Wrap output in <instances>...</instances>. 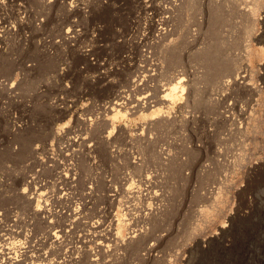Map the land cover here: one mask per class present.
I'll use <instances>...</instances> for the list:
<instances>
[{
	"label": "rangeland",
	"instance_id": "1",
	"mask_svg": "<svg viewBox=\"0 0 264 264\" xmlns=\"http://www.w3.org/2000/svg\"><path fill=\"white\" fill-rule=\"evenodd\" d=\"M152 1L0 0V245L36 248L0 264H264V0Z\"/></svg>",
	"mask_w": 264,
	"mask_h": 264
},
{
	"label": "bare ground",
	"instance_id": "2",
	"mask_svg": "<svg viewBox=\"0 0 264 264\" xmlns=\"http://www.w3.org/2000/svg\"><path fill=\"white\" fill-rule=\"evenodd\" d=\"M46 2H44V4H45ZM154 2L152 1V0H149V3L148 4H146V6H145V9H149L150 7H152V4H153ZM169 7V6H168ZM100 8V7H99ZM170 8V7H169ZM98 9V8H97ZM89 10V9H88ZM157 11H161V13H164V12H166V13H168L169 12V9L166 7V8H164V10H163V7L162 8H159ZM76 12H77V14L79 13V14H83L84 13V11L82 10V9H77V8H73L72 6L71 7H69L68 8V10H67V13H68V17H67V21L65 20L62 24L63 25H67V27H66V29H64V31L62 32V36H63V38L68 42V43H72L75 39H80L81 38V35H82V33H83V27L81 26V24L77 21V20H71L70 19V17H72V16H74V15H76ZM168 18H164V19H162L161 20V22L159 23L160 25H162L160 28H159V30H158V33H159V35H158V38H160V39H162V38H164V37H167V36H169L170 35V33H169V29H167V28H169L171 25L170 24H172L171 23V20H172V18L170 19L169 18V16H167ZM150 21L151 22H154L153 21V19H152V17L150 18ZM170 25V26H169ZM169 26V27H168ZM156 30H157V27H156ZM174 33V32H173ZM140 38V37H139ZM147 38V37H146ZM142 42V41H141ZM143 42H145V43H147V40L146 39H143ZM142 42V43H143ZM143 45H144V43H143ZM151 48V47H150ZM146 50H148L147 48H146ZM134 62V61H133ZM147 66V65H146ZM244 66H245V64H244ZM140 68H141V66H140ZM229 68V67H228ZM145 71H148V70H145ZM230 73H231V75H232V73H234L235 75H233L231 78L232 79H226L229 83H233V84H241V85H243L244 87L245 86H247V85H249V78H248V76H247V74H246V71H247V69L245 68V67H243V66H240V67H237L236 66V64L234 63L233 65H231V67H230ZM143 73H144V71L143 70H137V73H136V76H137V78L135 79V81L131 84V86L133 87V90L135 91V88L137 89V88H139V89H141L142 90V93L140 94V95H134V94H132L128 99H129V101L133 104V106H132V108L134 109L133 110V112H139V111H142V112H145L146 110H152V112H151V114H152V116L154 115V117H156L157 115H159V114H161L162 113V106L161 105H159L160 103H166V102H169V101H171V99L173 100V98H175V96H177V94H178V91H179V86H178V83H174V84H172L170 87H169V89H168V91L166 92V93H164V94H162L161 96H157V95H155V93H157V92H152V91H150L148 88H147V85H146V83H143V84H141L140 82H139V79H142V77L141 76H143ZM148 74V73H147ZM146 74V76H148ZM229 74V73H228ZM112 74H111V72H109L108 70H104L103 71V74L102 75H99L100 76V78H104V79H106L108 76H111ZM99 76L97 77V78H99ZM111 78V77H110ZM151 78V77H150ZM151 79H153V78H151ZM150 79V80H151ZM226 80H225V83H226ZM141 81V80H140ZM140 83V84H139ZM224 83V84H225ZM228 83V84H229ZM227 83H226V85H228ZM253 87V86H252ZM162 89V88H161ZM194 88H191V90H193ZM128 90H130V89H128ZM212 90V89H211ZM257 90V89H256ZM165 91V90H164ZM198 90H196L195 92H194V95H193V99L194 100H196V101H198L200 98L199 97H197V94L196 93H198L197 92ZM159 93H162V92H159ZM130 95V94H129ZM118 100H119V98H118ZM121 100V99H120ZM201 100V99H200ZM195 101V102H196ZM198 102H200V101H198ZM203 102V101H202ZM123 101L121 100V101H116L115 102V104L112 106V111L113 110H120V109H122V107H123ZM201 103V102H200ZM159 107V110H157V108ZM245 112V110H243V113ZM246 118V117H245ZM15 124H16V126H20L21 124L20 123H16V121H15ZM138 162V161H137ZM143 175H144V173H143ZM146 176V175H145ZM144 179V178H143ZM150 179H151V177L150 178H148L147 177V181H150ZM141 180H142V178H141ZM146 180V179H145ZM151 182V181H150ZM144 183V182H143ZM149 183V182H148ZM145 184V183H144ZM143 184V185H144ZM147 187H150V186H148V185H146ZM154 186H155V184H154ZM153 187V186H152ZM40 188H41V186H37L35 189H36V192L35 193H37V195L40 197V198H43V196H47L48 195V193H41V194H38V191L40 190ZM146 188V187H145ZM150 189L152 190V188L150 187ZM154 189V188H153ZM143 190V189H142ZM145 190V189H144ZM147 190H148V188H147ZM45 191V190H44ZM48 192V191H47ZM148 192H150L149 190H148ZM148 192H145V193H148ZM155 192V191H154ZM156 192H157V190H156ZM45 194V195H44ZM120 194V193H119ZM153 194V193H152ZM158 194H159V192H158ZM157 194V195H158ZM141 195V194H140ZM147 195V194H146ZM153 195H156V194H153ZM160 195V194H159ZM25 196H27V195H25ZM34 197V196H33ZM48 197H50L49 195H48ZM48 197H46L45 198V201H46V199H48ZM143 197V196H142ZM146 197V196H145ZM150 197H151V195H150ZM153 197V196H152ZM157 197V196H156ZM156 197H154V198H156ZM161 197V196H160ZM30 198V197H29ZM29 198H27L26 197V199L30 202V204L32 205L33 204V199H30L29 200ZM51 199V198H50ZM160 199V198H159ZM158 199V200H159ZM147 200V199H146ZM43 201H44V199H43ZM145 201V200H144ZM47 202V201H46ZM149 204V203H148ZM155 206V205H154ZM161 206V205H160ZM163 207V206H162ZM156 208V207H155ZM34 210H35V208H34ZM41 212H40V211ZM44 210H45V207H40V208H37L35 211H39L40 212V214L42 213V212H44ZM142 210V209H141ZM144 210V209H143ZM148 210V209H147ZM154 210V209H153ZM146 211V210H145ZM149 211V210H148ZM147 212V211H146ZM153 212V211H152ZM74 213H76V210H74ZM141 213V212H140ZM148 214V213H147ZM150 214H151V211H150ZM161 214V213H160ZM142 215V214H141ZM152 215V214H151ZM145 216V215H144ZM156 216V215H155ZM145 217H147V216H145ZM233 218V217H232ZM224 226V225H223ZM222 226V227H223ZM93 228H94V232H96L97 233V229L96 228H98V227H100L99 225H93L92 226ZM138 229H134V231L133 232H136V233H133V235L130 237L129 236V240L128 241H130V240H133L135 237H137L139 234H141L140 232L142 231V229H140L141 231L140 232H138L137 231ZM102 231V230H101ZM104 231V230H103ZM223 231V230H222ZM143 232V231H142ZM102 233V232H101ZM101 233H99V234H101ZM113 232H111V234H112ZM143 234V233H142ZM114 235H115V233H114ZM113 234H112V236H110V238H111V240H115L116 241V238H117V235H115V237H113L114 236ZM60 236V233H57V232H54V233H52V235H51V238L55 241L58 237ZM94 236V237H93ZM103 236V235H102ZM89 237H90V240L91 241H89V242H92V241H94V244H95V240L99 237V239H100V236H98V234H95V233H93V234H91V235H89ZM105 238H106V236H105ZM4 239V238H3ZM81 241V240H80ZM104 241L105 240H99L98 242H96V244H98V245H96V246H98V248H103L106 244L104 243ZM88 242V243H89ZM126 242V241H125ZM131 242V241H130ZM82 243H84V244H86L87 243V241H84V242H82ZM107 243V242H106ZM115 243V242H114ZM107 244H109V241H108V243ZM111 244V243H110ZM5 245L6 244H2V245H0V247H2V248H5L6 250H8L6 253L7 254H11L12 256H5L4 258H6V260L5 261H7V262H9V263H12V260L14 259V260H16L15 258H16V256H18V255H21L22 257H21V259H22V261L23 262H25V261H27L28 259H30V257L32 256V254H31V252L32 251H36V248L35 247H32V246H20L19 248H21L20 249V251L18 250V249H16V246H9L8 245V247H5ZM12 245V244H11ZM86 247H87V244H86ZM151 247V246H150ZM152 248V247H151ZM154 248V247H153ZM4 251V249H0V253H2ZM148 252V251H147ZM151 255V254H150ZM38 257H40L41 258V260H46L47 259V256H44L43 254H38L37 255ZM148 256V255H147ZM38 264H45V262L43 263V261L42 262H40V263H38Z\"/></svg>",
	"mask_w": 264,
	"mask_h": 264
}]
</instances>
